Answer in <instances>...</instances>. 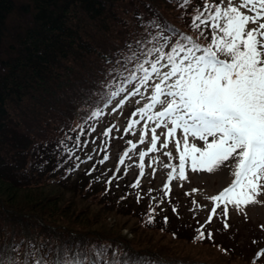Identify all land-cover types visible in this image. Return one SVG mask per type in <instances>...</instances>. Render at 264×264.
Segmentation results:
<instances>
[{
	"label": "trees",
	"instance_id": "trees-1",
	"mask_svg": "<svg viewBox=\"0 0 264 264\" xmlns=\"http://www.w3.org/2000/svg\"><path fill=\"white\" fill-rule=\"evenodd\" d=\"M205 4L223 8V0H0L2 264H37L40 259L44 264H112L113 260L123 264L137 258L151 264H264V256L257 257L264 239L251 237L254 246L249 244V252L240 247L232 229L236 223L228 212L202 223L191 211L197 201L189 191L181 196L167 182L157 191L153 178L129 179L126 168L118 174L120 158L110 172L101 173L109 156L107 135L101 139L93 169L78 171L84 152L92 151L89 143L106 107L99 119L85 122V117L99 103L110 71L154 61L153 48L170 51L177 34L208 46L211 27L200 21L199 29L192 27L197 9L204 13L201 20L208 16ZM160 34L170 37L166 46L159 38L149 42V37ZM78 135L79 147H74ZM121 151V155L127 152L123 147ZM54 188L70 193L75 201ZM10 190L36 195L30 203H14ZM91 207L126 216L140 236L110 234L103 223L94 227L98 212L80 219ZM198 230L206 236L211 233V239H197ZM162 237L171 242L163 244ZM178 242L207 254L180 251L190 256L182 258L180 248L173 245ZM209 254L214 257L205 259Z\"/></svg>",
	"mask_w": 264,
	"mask_h": 264
},
{
	"label": "snow or ice",
	"instance_id": "snow-or-ice-1",
	"mask_svg": "<svg viewBox=\"0 0 264 264\" xmlns=\"http://www.w3.org/2000/svg\"><path fill=\"white\" fill-rule=\"evenodd\" d=\"M233 4L234 0H228L223 8L205 4L208 16L203 20L204 13L196 10L192 27L200 28L197 21L211 27L212 40L208 46H201L190 36L177 34V42L170 51L165 52L163 46L153 48L154 61L146 59L132 70L125 68L118 73L116 69L111 70V80L103 86L100 101L85 117V122L99 119L105 107L127 92L126 84L136 82L148 87L152 78H157L159 82L153 84L154 93L150 96L152 103L140 109V114L159 106L162 110L147 119L156 121V127L163 125L168 136H173L178 129L181 131L184 150L179 157L180 177L184 176L186 157L191 160L193 172L211 174L221 166L229 167L234 176L232 184L212 199L226 200L239 208L260 203L257 197L264 194V0H241L239 6ZM241 8L255 14L246 15ZM249 24L255 27L249 28ZM154 26L159 28V25ZM158 38L163 39L164 46L170 42V37L162 34L149 37V42ZM146 64L149 67H145ZM165 68L168 70L164 71ZM136 94H140V87H135L132 95ZM152 133L151 145L155 149L158 139L155 128ZM189 137L204 146L189 144ZM79 143L78 135L74 147H79ZM176 144L179 149L180 140ZM145 154L140 153L141 160ZM140 168H143L142 163ZM212 212L223 217L227 205L220 208L219 213L215 208ZM198 232L197 239L212 237L211 233L206 236L205 232ZM37 264H44L43 259ZM112 264L120 262L113 260ZM123 264L151 262L137 258L125 260Z\"/></svg>",
	"mask_w": 264,
	"mask_h": 264
},
{
	"label": "rangeland",
	"instance_id": "rangeland-1",
	"mask_svg": "<svg viewBox=\"0 0 264 264\" xmlns=\"http://www.w3.org/2000/svg\"><path fill=\"white\" fill-rule=\"evenodd\" d=\"M18 2H28L29 0H17ZM224 7L228 5V0H223ZM241 3V0H234L233 6H239ZM241 11L244 12L246 15H254V12H249L246 8H241ZM12 19H16V16H14ZM12 21V20H11ZM10 23V22H9ZM249 28L255 27L253 24L248 25ZM2 56V55H0ZM167 71V70H164ZM158 79L155 78V81L149 85L147 89H144L141 91V93L138 95H132L130 96L126 101L123 102V106L117 104L118 100L114 102V104L109 108V114L110 119L109 125L111 123V126L109 129L113 131V147L109 149L110 151V158L107 160L106 168L109 166H112L115 164L117 155L119 151H117L118 147L121 145V140L117 141L120 132H117L116 128H122L125 126V123L128 119V115L126 113L127 109L132 110L134 106L136 105H147L150 103V96L154 93L153 84L158 83ZM162 110L159 106H156L152 108L149 112L140 115V118L137 122H131V132L134 133L136 138H139V144L137 146V149L145 148L148 149V152L146 154V163H148L149 169L148 173L149 176L145 179V181L154 179V185L155 189L159 191L161 182L163 178L168 174L169 166L173 165V162L177 161L179 159L180 154L183 152V140L181 139L182 133L178 129L176 133L173 136L167 135V129L161 125L160 127H156V121L147 119L148 116L152 115L154 112ZM136 117L139 116L138 112H136ZM112 120L114 122L112 123ZM115 127V128H114ZM169 127L171 125L169 124ZM155 128V135L157 136L156 141V148L152 149L151 145V136H152V129ZM143 138V140H142ZM177 140H180V147L177 148ZM100 141V140H99ZM196 143L198 147H203V143L199 140L193 141L191 137H189V144ZM167 144V147L164 145ZM117 151V152H116ZM198 155V154H197ZM187 162L185 163V169H187V172L185 176L180 177L179 173H176L174 177V191L180 192L181 196L189 191V194L196 197V207H194L191 211L193 215L198 217L201 221L205 218L207 212L209 211L210 207L213 206L215 200L212 198L219 195L221 192L224 191V189L228 188L233 180L234 176L232 175V170L229 167H223L214 173H207L206 171H196L193 172L191 170V160L189 157H186ZM228 163V162H226ZM130 167V175L133 174L136 171V156L130 157L127 163ZM55 190L53 192L57 193L60 192V190L54 188ZM62 196L66 199H68L70 202H74L75 200L71 198V194L68 192H60ZM36 195V191L29 192H18L16 190H10L9 192V199L13 201L14 203H30L34 200L32 197ZM257 200L260 201V203L256 204H250L248 206L241 205L239 208H235L230 202L228 201H220L223 204L221 206L227 205L229 208L231 217L233 218L234 227L232 229L234 230L235 237L237 238V241L241 243L240 247H243L246 251H250V245H253L254 242H251V237L256 236L260 239H264V194H261L257 197ZM29 201V202H28ZM76 203H81V205H84L82 201L76 200ZM40 206V205H38ZM41 207V206H40ZM43 208L41 209V211ZM190 212V210L186 209V212ZM98 212V223L94 225L96 228H101V223L105 224L102 228H107L108 230H111L110 234L116 235V233H123L127 235L130 238L133 237H139L140 234L135 230L134 224L131 220H129L126 216H123L121 214H116L115 212H107L104 210H100L99 207H91L89 209L88 214L80 217L82 219L83 217L86 218L91 214H95ZM81 221V220H80ZM177 223V221H176ZM89 226H93V222H87ZM236 225L238 227H236ZM136 232V233H135ZM103 233V232H101ZM150 234L147 233L146 239L150 238ZM153 238L157 239L156 236ZM163 244H169L171 241L167 237H162ZM153 242V241H152ZM143 244V243H142ZM146 244V243H145ZM153 244V243H151ZM174 248H180V250L177 251L180 255V251L182 252H188L190 254H196L197 256H204L207 254V251L204 252H197L196 248H193L192 246H185L184 243L173 244ZM153 247H159L161 245L153 244L150 245ZM254 246V245H253ZM162 247V246H161ZM145 248V247H144ZM156 250H159L158 248H153ZM195 249V250H194ZM204 249V248H203ZM181 254L180 256H182ZM184 257H190L187 255H183ZM211 254H209V257L205 259H209ZM229 264H233V262H230Z\"/></svg>",
	"mask_w": 264,
	"mask_h": 264
}]
</instances>
